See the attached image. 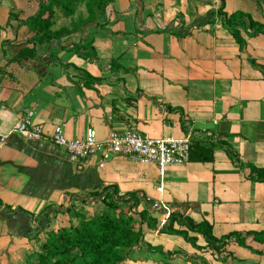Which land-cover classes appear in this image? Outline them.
Returning a JSON list of instances; mask_svg holds the SVG:
<instances>
[{"label":"crops","instance_id":"crops-1","mask_svg":"<svg viewBox=\"0 0 264 264\" xmlns=\"http://www.w3.org/2000/svg\"><path fill=\"white\" fill-rule=\"evenodd\" d=\"M39 1L0 0V136H6L0 146V264L12 257L13 264L21 257L25 263L47 230L76 223L81 213L92 215L100 200L89 195L104 185H115L120 195L137 192L181 207L196 221L207 219L217 237L237 232L243 243L226 245L227 262L264 264V242L243 237L264 230V183L248 179L246 164L239 167L264 168V72L253 65L264 66V34L248 35V27L236 26L245 41L241 47L218 15L221 0H113L106 21L77 28L47 47L37 45L32 56L20 53L32 45L21 21L37 12ZM262 5L224 0L223 12L241 11L264 23ZM62 25L68 22L56 15L53 28ZM81 38L93 39L88 49L72 46ZM29 113L43 126L41 139L10 134ZM55 125L69 139L83 137L89 126L99 139L111 130L189 134L191 142L211 148L212 159H189L161 173L154 162L112 154L102 165L89 156L77 168L51 141ZM152 215L158 227L143 223L141 230L144 241L173 256L162 264H224L211 250L161 233L165 218ZM189 234L198 236L197 245L206 244L201 235ZM144 249L132 253L142 260L125 263L147 264Z\"/></svg>","mask_w":264,"mask_h":264},{"label":"trees","instance_id":"trees-1","mask_svg":"<svg viewBox=\"0 0 264 264\" xmlns=\"http://www.w3.org/2000/svg\"><path fill=\"white\" fill-rule=\"evenodd\" d=\"M112 1L40 0L37 12L21 21L28 26V30L32 34L26 44L31 43L32 45L29 49L28 46L24 47L20 53L34 56L36 52L34 47L37 45L47 47L52 41L70 35L77 28L82 30L89 23L97 24L106 21V6ZM256 1L259 4V1ZM223 2L224 0H221L218 15L222 17L224 26L230 29L241 47L245 41L239 36L236 26L248 27V35L256 32L264 34V23L251 19L241 11L227 15L223 12ZM81 6L84 7L85 14L77 13ZM58 12L62 17L69 19V22L67 26L53 28ZM213 15L211 14V17ZM92 40L81 38L78 43H74L72 46L78 47V49H88L87 46L92 43ZM253 65L264 72L263 65H259L255 61ZM87 75L90 76L88 73ZM222 144L232 160L238 159L237 153H234L227 143ZM210 149L191 142L189 159L209 161L212 159ZM244 165L240 164V166ZM246 167L249 169L248 179L264 183V168L250 163H247ZM89 196L98 198L103 203V207L94 211L90 216L81 213L76 223L71 221L68 226L60 227L57 230H47L44 239L38 244V249L26 255V264H126L125 261L130 259L131 253L136 247L144 245L148 249H152V246L144 241L141 224L145 223L149 228L156 229L157 219L152 215V212L158 207L154 206L153 201L144 198L137 192L120 195L115 185H104L100 190L91 191ZM140 203H144V206L138 210ZM160 209L162 210L161 206ZM135 215H138L140 223L137 228L134 225ZM159 231L179 235L196 248L211 250L216 258L224 264H230L226 257L222 256L226 245L234 239L243 243L242 235L237 232H230L220 237L215 236L212 224L207 219L196 221L181 207L180 209L171 208L169 216ZM189 232L201 235L206 244L203 247L197 245L198 236L190 235ZM249 234H252L255 240L264 242V230L246 232L243 237ZM202 264L209 263L203 260Z\"/></svg>","mask_w":264,"mask_h":264},{"label":"built area","instance_id":"built-area-1","mask_svg":"<svg viewBox=\"0 0 264 264\" xmlns=\"http://www.w3.org/2000/svg\"><path fill=\"white\" fill-rule=\"evenodd\" d=\"M10 134L32 141L44 137V130L42 124L32 122L31 113H29L11 128ZM49 137L53 143L66 151L69 159L75 163L77 168H81L82 160L89 156H97L99 164L102 165L110 155L121 154L140 162H154L163 173L169 165L187 162L191 148L189 134L180 138L150 137L131 129L121 132L111 130L107 136L99 139L95 128L89 126L83 137L69 139L64 134L63 128L55 125ZM5 141L6 136L1 135L0 146L5 144ZM153 204L161 206L165 222L171 207L163 202Z\"/></svg>","mask_w":264,"mask_h":264},{"label":"rangeland","instance_id":"rangeland-1","mask_svg":"<svg viewBox=\"0 0 264 264\" xmlns=\"http://www.w3.org/2000/svg\"><path fill=\"white\" fill-rule=\"evenodd\" d=\"M256 1V0H255ZM259 1V5L260 4H263L264 3V0H258ZM262 6H264V5H262ZM77 13H83V14H85L86 12H85V9H84V7L83 6H81L80 8H79V10L77 11ZM57 15H58V18H61V22H65V23H67V22H69V19H65V18H63V17H61V14L58 12L57 13ZM260 33V32H259ZM243 164H247V163H242V165ZM239 167H241L240 165H239ZM99 202V203H98ZM97 203H98V205H97V207H95L94 208V210H98L99 208H101V207H103V203L102 202H100V201H98ZM124 207V206H123ZM156 207H158V208H155V210H154V212H155V214H156V216L157 217H159V218H162V217H164V211H160V206H156ZM125 208V207H124ZM159 220H161V219H159ZM158 223V222H157ZM66 224H67V222H66ZM138 224H140L139 223V217H138V215H135V221H134V225H135V227H136V225H138ZM158 227V226H157ZM156 227V228H157ZM162 227V226H161ZM160 227V228H161ZM137 228V227H136ZM143 247H146V246H144V245H142L141 246V250H142V248ZM175 247V246H174ZM137 248V250H138V247H136ZM173 248V247H172ZM177 248V249H176ZM176 248H174L173 249V251L175 252V253H177L178 254V247L176 246ZM148 249V248H147ZM144 249V253H145V256H147L146 257V259L148 260V263L149 262H152V260H153V258H157L158 257V259H160V264H162L161 263V260H170L173 256L172 255H170L171 253L170 252H162V249L160 248V247H158V246H156V247H152V249ZM151 250V251H150ZM146 251H148V252H150L148 255L146 254ZM154 251H156V252H154ZM133 252H134V250H133ZM132 252V253H133ZM131 253V259H133L134 261H139L138 259H140L141 257H138V256H136V255H138V254H132ZM160 255V256H159ZM2 256V254H0V257ZM134 257H135V259H134ZM143 258H141V260H142ZM145 259V260H146ZM14 260H15V258L14 257H12V260L10 261V263L9 264H13V263H15L14 262ZM21 263H23V264H25L24 263V261H23V258L21 257L20 258V262L19 263H17V264H21ZM147 263V264H148ZM151 264H154V263H151Z\"/></svg>","mask_w":264,"mask_h":264}]
</instances>
